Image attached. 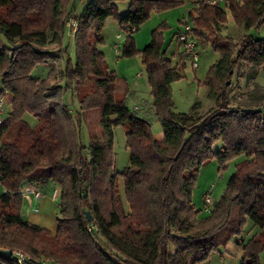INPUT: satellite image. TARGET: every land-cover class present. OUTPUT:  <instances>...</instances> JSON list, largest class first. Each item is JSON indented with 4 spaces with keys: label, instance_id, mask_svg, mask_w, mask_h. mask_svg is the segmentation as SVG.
I'll use <instances>...</instances> for the list:
<instances>
[{
    "label": "trees",
    "instance_id": "obj_1",
    "mask_svg": "<svg viewBox=\"0 0 264 264\" xmlns=\"http://www.w3.org/2000/svg\"><path fill=\"white\" fill-rule=\"evenodd\" d=\"M75 2L0 0V97H11L0 124V251L11 254L0 252V264H200L232 239L243 250L240 264H260L264 85L257 78L264 68V39L245 33L236 40L221 29L228 13L245 29L264 25V0H129L122 15L114 0H90L80 14L74 13ZM185 2L191 34L219 54L205 80L213 105L202 112L195 102L189 112H173L170 85L180 78L179 68L164 50L154 49L144 65L151 108L163 133L156 138L150 120L116 98L118 78L98 48L100 31L114 16L132 33L152 10ZM68 25L74 34V63L64 58ZM39 64L51 65L45 78L31 76ZM237 70L252 89L231 98ZM68 89L82 104L89 94L97 95L101 131L91 135L88 147L80 141L81 112L63 100ZM26 114L35 118L34 125ZM117 126L125 128L129 151L121 171L114 167ZM217 141L222 145L214 152ZM240 155L245 159L235 165L221 197L202 215L192 201L200 167L213 157L223 167ZM24 181L34 189L49 183L57 187L55 234L20 216ZM247 218L258 231L244 237Z\"/></svg>",
    "mask_w": 264,
    "mask_h": 264
},
{
    "label": "rangeland",
    "instance_id": "obj_2",
    "mask_svg": "<svg viewBox=\"0 0 264 264\" xmlns=\"http://www.w3.org/2000/svg\"><path fill=\"white\" fill-rule=\"evenodd\" d=\"M90 0H76L74 5V13L80 14ZM118 13L120 15L127 12L129 0H114ZM189 4L187 2L179 4L165 10H152L148 19L144 21L137 30L129 33L119 24L114 16H109L101 29L102 42L98 44V48L103 53L105 63L109 70L114 71L118 80L116 83V98H123L128 107L135 111L139 116L147 117L150 120V128L153 135L161 137V125L151 108L152 96L144 62L154 49L164 50L166 56L171 59L172 64L178 66L180 78L173 81L170 85L171 99L173 102V112H189L195 102H200L201 111L205 112L213 102L207 95L205 80L209 68L219 59V54L214 51L210 44L197 43L196 50L198 53L197 66L193 67L191 57L184 54L174 35L178 29L182 28V21L188 15ZM227 24L222 26V34L234 37L238 40L245 33L252 35L254 38L264 39V25L260 27H252L245 29L244 26L234 23L232 17L228 13ZM158 32V39H155ZM120 35L118 38L117 36ZM156 37V38H157ZM119 44L118 54L113 47ZM63 45L66 48L64 58H70L75 61V43L74 34L68 25L63 34ZM58 49H61V45ZM54 53L57 52L56 46H52ZM60 70V65H54ZM50 64H39L31 71L34 78H45L50 71ZM241 74L237 70V74L232 78V86L230 89V97H240L241 94L252 89L251 82L248 84L242 82ZM257 81L264 85V68L261 69ZM63 83V81H61ZM240 85H239V84ZM239 85V86H238ZM2 83L0 80V89ZM63 100L73 112L80 111L81 122L78 127L80 132V141L83 146L88 147L91 142V135L101 131L99 124L100 111L98 109V99L95 93L89 94L82 104L79 102L70 89L64 90ZM4 108L6 114L9 110L8 102L5 101ZM134 108H137L136 110ZM6 114L2 118L5 119ZM25 119L31 125L36 123L32 115L26 114ZM125 128L117 126L113 130V151H114V167L116 170H123L129 163V151L125 144ZM221 141H217L214 146V152L221 147ZM245 157L243 155L236 156L224 164L222 167L215 157L207 160L199 169L195 178L192 201L196 207L201 209V214L206 215L214 201H217L233 172L235 165ZM29 185L24 181L21 190L24 193L28 190ZM41 193L39 199L30 197L23 198L19 206L20 216L38 226L49 230L55 234L57 229V217L59 216V195L52 198L53 193H58L57 187L53 183L37 189ZM3 187L0 183V194ZM119 191L125 211L129 210V206L125 201L123 194L122 181H119ZM207 195L208 200L205 198ZM258 231L257 226L247 218L243 235L250 236ZM264 259V253L261 254ZM201 264H221L218 253L211 256Z\"/></svg>",
    "mask_w": 264,
    "mask_h": 264
},
{
    "label": "built area",
    "instance_id": "obj_3",
    "mask_svg": "<svg viewBox=\"0 0 264 264\" xmlns=\"http://www.w3.org/2000/svg\"><path fill=\"white\" fill-rule=\"evenodd\" d=\"M71 24L73 26H75V22L74 20H71ZM182 28L179 30L177 37V42L179 44V46L181 47V50L184 54L188 55L189 57H191V62H192V66L196 67L197 66V61H198V53L196 50V46H197V41L196 39L193 37V35L191 34V30H192V25L190 23H188L185 19L182 21ZM118 38L120 37V35L117 36ZM115 52L118 54V47L119 44H114L113 45ZM4 99L3 96L0 97V124L3 122V114L6 113V109L4 108ZM23 197L25 198H29L30 195L33 196L34 198L39 199L41 197V193L34 188L28 189L26 190L24 193L22 192ZM56 196V191L53 193L52 198H54ZM205 198L208 200L207 195H205ZM21 258V257H20ZM19 258V260H20Z\"/></svg>",
    "mask_w": 264,
    "mask_h": 264
},
{
    "label": "crops",
    "instance_id": "obj_4",
    "mask_svg": "<svg viewBox=\"0 0 264 264\" xmlns=\"http://www.w3.org/2000/svg\"><path fill=\"white\" fill-rule=\"evenodd\" d=\"M3 99H4V102L5 101L8 102V106L10 107L11 97L9 95H5L3 96ZM134 109H137V108H134ZM162 136H163V133L161 134V137H158V138H162ZM28 188L31 189L33 187L29 186ZM218 256H219V261L221 264H240L243 258V250H242V247L237 243V241L232 239L226 243L222 251L218 253ZM260 264H264V259H261V256H260Z\"/></svg>",
    "mask_w": 264,
    "mask_h": 264
},
{
    "label": "water",
    "instance_id": "obj_5",
    "mask_svg": "<svg viewBox=\"0 0 264 264\" xmlns=\"http://www.w3.org/2000/svg\"><path fill=\"white\" fill-rule=\"evenodd\" d=\"M85 213H86L87 219L89 220L90 219V212L86 211ZM0 252L5 253V254H11L10 250H1Z\"/></svg>",
    "mask_w": 264,
    "mask_h": 264
}]
</instances>
